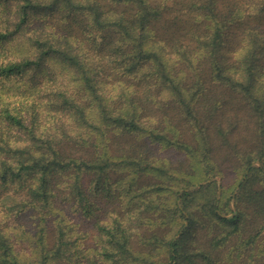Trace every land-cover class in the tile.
Instances as JSON below:
<instances>
[{
  "label": "trees",
  "instance_id": "trees-1",
  "mask_svg": "<svg viewBox=\"0 0 264 264\" xmlns=\"http://www.w3.org/2000/svg\"><path fill=\"white\" fill-rule=\"evenodd\" d=\"M0 264H264V0H0Z\"/></svg>",
  "mask_w": 264,
  "mask_h": 264
},
{
  "label": "rangeland",
  "instance_id": "rangeland-1",
  "mask_svg": "<svg viewBox=\"0 0 264 264\" xmlns=\"http://www.w3.org/2000/svg\"><path fill=\"white\" fill-rule=\"evenodd\" d=\"M213 180H217L219 182V185L221 184V179L219 177H212L210 178L207 182H211ZM205 183V182H204ZM200 186V184H197ZM196 186V185H194ZM193 187V186H192ZM199 188V187H198ZM197 189V188H196ZM237 191V188L235 189V192ZM220 193H221V187L218 188V197L220 196Z\"/></svg>",
  "mask_w": 264,
  "mask_h": 264
},
{
  "label": "water",
  "instance_id": "water-1",
  "mask_svg": "<svg viewBox=\"0 0 264 264\" xmlns=\"http://www.w3.org/2000/svg\"><path fill=\"white\" fill-rule=\"evenodd\" d=\"M254 164H258V161H257V162H254ZM198 187H199V185H196V186H193V187L187 188L186 190H188V191H192V190H195V189L198 188ZM237 189H238V187H237Z\"/></svg>",
  "mask_w": 264,
  "mask_h": 264
}]
</instances>
